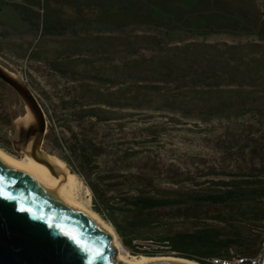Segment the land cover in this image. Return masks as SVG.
<instances>
[{
    "label": "trees",
    "instance_id": "trees-1",
    "mask_svg": "<svg viewBox=\"0 0 264 264\" xmlns=\"http://www.w3.org/2000/svg\"><path fill=\"white\" fill-rule=\"evenodd\" d=\"M5 8L26 22L38 40L69 41L62 54L46 59L37 46L8 45L16 54H26V63L41 60L59 75L77 72L66 63L70 57L65 53L77 47L91 54L105 53L122 36L126 56L114 65L116 75L132 77L135 70H145L153 79L127 83L120 90L124 103H112L106 97L97 102L183 113L189 112L190 105L202 112L203 120L249 115L264 125V0L260 5L242 0H0V24H4ZM139 27L147 33L136 32ZM213 34L246 41L206 42ZM145 47V52L137 53ZM2 56L6 55L0 51L4 62ZM93 77L107 80L103 75ZM171 81L173 85L168 84ZM8 90L13 91L0 79V125L6 127L11 125L5 103ZM156 98L162 103L152 105ZM137 100L145 104L138 105ZM63 106L75 109L72 117L62 118L61 126L69 133L59 137L58 144L77 161L72 167L91 191V208L113 226L131 254L174 255L215 264L212 257L262 249L264 134L247 142L252 159L262 164L259 168L233 173L229 179H210L204 187H165L142 171L103 168L99 158L105 154L104 147L73 127L72 122L82 127L92 117L112 119L114 111L93 105ZM10 143L0 131V147L7 149ZM149 151L129 146L116 153L126 167L128 161ZM154 169L161 174L160 168Z\"/></svg>",
    "mask_w": 264,
    "mask_h": 264
},
{
    "label": "rangeland",
    "instance_id": "rangeland-1",
    "mask_svg": "<svg viewBox=\"0 0 264 264\" xmlns=\"http://www.w3.org/2000/svg\"><path fill=\"white\" fill-rule=\"evenodd\" d=\"M242 1L250 5L252 3L260 5V0ZM2 20L4 24H0V40L2 41L0 51L6 55L2 58L14 70L17 65L25 64L29 84L33 86V92L45 112L46 138L43 147L71 166L75 167L78 163L63 146L58 144V138L68 135L69 132L61 126V121L63 117H72L71 111L75 108H65L63 104L77 107L93 105L114 111V118H97L95 120V117H92V120L83 122L82 127H79L76 122H72L74 129H82L87 139L104 147L105 154L99 158L103 168L114 166L121 167L119 170L123 172L138 173L142 171L161 186H177L186 189L204 187L210 179H229L234 177L233 173L247 172L252 168L262 166L260 160L252 159L247 142L252 136L261 138V135L264 134L262 129L264 125L255 122L249 115L240 118L221 117L203 120L202 112L199 113L190 105L188 106L189 112L183 113L151 109L145 106L122 107L121 105L113 106L97 102L96 99L99 97H106L113 99L112 103H124L125 100L121 97L120 90L127 83L138 81V79L142 82H151L153 79L151 74L145 70H135L132 77H125L122 73L116 75L114 65L119 64L121 59L126 56L121 50L123 49L122 36L105 53L99 51L91 54L90 51H84L81 47L65 53V57H70L66 63H69L70 67L77 72L74 73L75 76L73 72L72 75L70 72L64 76L55 73L41 60L31 59L29 64L26 63V54L24 55L22 52L16 54L9 46L18 48L37 46L38 50L43 53L41 57L46 59L48 56L55 57L62 54L60 51H64V48L68 47L69 41L64 39L58 42L47 39L38 40L29 25L7 8L2 12ZM146 31L147 29L144 27H139L136 30L140 33H147ZM118 34L122 33L118 32ZM253 38L251 36L248 39ZM197 39L201 40V37ZM216 41L243 42L246 41V38L213 34L206 39V42ZM146 50V47L141 48V51L138 50L137 53ZM108 54L110 55L108 56ZM96 74L105 76L107 80L94 78L93 75ZM168 84L173 85L174 81ZM117 96L120 97L117 98ZM74 99H77V102ZM5 103L11 119L24 112L23 103L14 91H7ZM140 103L145 104V102L137 100L136 104ZM158 103L162 102H157V98L151 102L152 105ZM104 113L108 114V112ZM120 113L127 114L124 117L117 116ZM0 131L9 137L12 127L11 125L9 127L0 125ZM251 131L253 132L251 133ZM135 140L140 141V145H136ZM261 143L264 144V138H261ZM129 146L144 147L150 151L148 154L134 157L126 163L128 166L122 167L123 162L116 151ZM6 147L8 148H2L16 156H24L17 153L11 143L6 144ZM155 167L161 169L160 175L157 174ZM76 176L83 186H87L81 175L76 173ZM82 194L85 195L82 196L83 200H88L85 202L91 208V191L87 194L84 187ZM117 237L120 240L118 234ZM121 245L124 249L123 252L131 254L122 242ZM117 252L116 248L115 259H117Z\"/></svg>",
    "mask_w": 264,
    "mask_h": 264
},
{
    "label": "water",
    "instance_id": "water-1",
    "mask_svg": "<svg viewBox=\"0 0 264 264\" xmlns=\"http://www.w3.org/2000/svg\"><path fill=\"white\" fill-rule=\"evenodd\" d=\"M0 79L24 107L22 114L11 119L13 149L43 163L61 180V171L51 160L60 158L43 147L46 116L33 90L1 60ZM115 253L110 231L71 196L46 186L35 173L0 159V264H123L114 258Z\"/></svg>",
    "mask_w": 264,
    "mask_h": 264
},
{
    "label": "bare ground",
    "instance_id": "bare-ground-1",
    "mask_svg": "<svg viewBox=\"0 0 264 264\" xmlns=\"http://www.w3.org/2000/svg\"><path fill=\"white\" fill-rule=\"evenodd\" d=\"M0 159L8 164H12L17 166L19 169L24 170L26 172L35 173L39 176L44 184L50 188H57L59 191L63 192L66 195L72 197L74 201H76L82 208H84L87 212H89L92 217H94L101 225L107 228L112 237L113 243L117 248V259L120 260L123 264H147L151 262H184L186 264H202L192 259L174 256V255H134L129 254L127 252H123V246L121 245L120 240L117 237V234L113 227L106 222L101 216H99L93 209H91L88 205V200H83V188L85 187L86 193L88 194L90 189L87 186H83L76 174L69 171L60 159L51 157V160L58 166L61 171L60 179L58 180L51 175L48 168L41 162L34 160L31 157L26 155L24 156H16L15 154L3 149L0 147ZM82 194V195H81ZM85 196V195H84ZM89 197V196H88ZM91 197V196H90ZM89 199V198H87ZM257 253H264V238L262 240V249L257 251Z\"/></svg>",
    "mask_w": 264,
    "mask_h": 264
},
{
    "label": "built area",
    "instance_id": "built-area-1",
    "mask_svg": "<svg viewBox=\"0 0 264 264\" xmlns=\"http://www.w3.org/2000/svg\"><path fill=\"white\" fill-rule=\"evenodd\" d=\"M25 64L17 65L15 71L29 85ZM30 86V85H29ZM215 264H264V253L243 254L231 251L228 256H216L211 258Z\"/></svg>",
    "mask_w": 264,
    "mask_h": 264
}]
</instances>
